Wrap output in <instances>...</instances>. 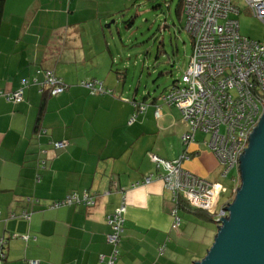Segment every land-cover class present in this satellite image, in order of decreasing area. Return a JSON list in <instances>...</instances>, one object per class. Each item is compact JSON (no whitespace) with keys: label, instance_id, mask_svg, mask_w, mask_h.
Here are the masks:
<instances>
[{"label":"crops","instance_id":"1","mask_svg":"<svg viewBox=\"0 0 264 264\" xmlns=\"http://www.w3.org/2000/svg\"><path fill=\"white\" fill-rule=\"evenodd\" d=\"M108 2L4 0L0 90L22 87V99L0 95L1 264H102L100 255L113 249L106 217L122 201L115 264H194L203 257L197 227L188 234L180 216L173 226L162 180L132 184L162 171L151 154L173 160L186 153L182 167L207 180L220 175V165L205 139L195 135L183 143L187 125L180 110L162 100L164 92L139 98L137 88L126 87V67L114 66V35L102 27L117 9ZM45 68L65 88L49 94L38 118L49 91L37 70ZM89 80L105 91L91 93L82 83ZM61 140L66 146L55 149L52 143ZM73 192H89L95 203L49 207ZM180 211L209 218L186 206Z\"/></svg>","mask_w":264,"mask_h":264},{"label":"built area","instance_id":"2","mask_svg":"<svg viewBox=\"0 0 264 264\" xmlns=\"http://www.w3.org/2000/svg\"><path fill=\"white\" fill-rule=\"evenodd\" d=\"M245 3L251 15L264 23V0H245ZM183 11L184 30L191 37V54L185 72L172 81L162 100L181 112L187 125L182 135L183 143L194 141L198 132L208 135L204 143L217 158L220 175L226 176L232 168H236L238 176L233 180L237 184L240 181V156L264 112V36L251 38L240 34L239 22L235 18L239 9L232 0H183ZM37 72L43 74L42 88H48L50 95L64 90L63 82L52 69ZM21 83L26 85L27 80L23 79ZM82 83L91 93L105 91L100 81ZM21 88L11 92L0 90V95L9 101L19 102L22 99ZM155 113L158 115V110ZM52 144L55 149H63L67 142L61 140ZM150 157L158 167L162 166V171L148 174L132 186L148 184L154 179L162 180L171 194L173 207L170 213L174 227L179 226L181 221L177 213L181 205L211 212L223 188L218 182L184 169L181 159L188 158L186 153L173 160L155 154ZM94 203L95 198L89 192H84L82 197L73 192L53 201L49 207L70 204L91 206ZM223 207L218 219L226 216ZM124 212L122 201L106 217L111 228L107 240L112 243L113 249L106 256L100 255L102 264H115ZM21 216L28 218L29 214L23 212Z\"/></svg>","mask_w":264,"mask_h":264},{"label":"rangeland","instance_id":"3","mask_svg":"<svg viewBox=\"0 0 264 264\" xmlns=\"http://www.w3.org/2000/svg\"><path fill=\"white\" fill-rule=\"evenodd\" d=\"M101 1L103 3L107 0ZM108 1L105 6L107 4L117 6L114 15L102 24L108 33L114 35L115 40L111 46L114 54H117L114 66L126 67V87L129 85L131 92L137 88L139 98L143 95H161L171 86L173 80L180 78L185 72L191 54V37L184 30L185 17L181 12L176 13L179 0ZM232 2L239 9L235 18L239 22L240 34L262 38L264 23L251 15L245 0ZM205 138H208V135L201 132L196 134L198 141ZM237 176V169L232 168L226 176L215 172L208 177L210 181L218 182L223 188L208 215L209 218L200 217L193 212L180 211V214L178 212L188 234L197 227L198 233L195 234V238L198 237L197 240L200 242L198 246L204 250L202 256L213 243L220 209L235 195L240 181L236 184L233 178Z\"/></svg>","mask_w":264,"mask_h":264},{"label":"water","instance_id":"4","mask_svg":"<svg viewBox=\"0 0 264 264\" xmlns=\"http://www.w3.org/2000/svg\"><path fill=\"white\" fill-rule=\"evenodd\" d=\"M244 149L226 216L216 220L213 243L194 264H264V112Z\"/></svg>","mask_w":264,"mask_h":264},{"label":"trees","instance_id":"5","mask_svg":"<svg viewBox=\"0 0 264 264\" xmlns=\"http://www.w3.org/2000/svg\"><path fill=\"white\" fill-rule=\"evenodd\" d=\"M3 9H4V0H0V24H1V21H2V14H3ZM183 11V0H179L178 3H177V6H176V13L179 14L180 12ZM51 69V68H49ZM116 71V69H115ZM117 72V71H116ZM49 96V93L46 91L44 92V95H43V98H42V105L40 107V114L38 115V118L39 116L41 115V111H42V106L44 104V101L46 100V98ZM183 206V205H181ZM180 206V207H181ZM199 213L205 217H208L209 213L206 212V211H202L200 210Z\"/></svg>","mask_w":264,"mask_h":264}]
</instances>
